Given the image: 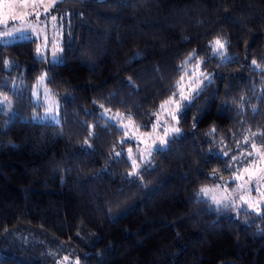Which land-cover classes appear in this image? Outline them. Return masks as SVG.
Instances as JSON below:
<instances>
[{"label": "trees", "instance_id": "obj_1", "mask_svg": "<svg viewBox=\"0 0 264 264\" xmlns=\"http://www.w3.org/2000/svg\"><path fill=\"white\" fill-rule=\"evenodd\" d=\"M53 9L58 63L32 38L0 41V264H264V202L233 179L264 150V0ZM44 73L58 121L34 117ZM127 119L180 132L134 165ZM213 184L233 195L216 203Z\"/></svg>", "mask_w": 264, "mask_h": 264}, {"label": "rangeland", "instance_id": "obj_2", "mask_svg": "<svg viewBox=\"0 0 264 264\" xmlns=\"http://www.w3.org/2000/svg\"><path fill=\"white\" fill-rule=\"evenodd\" d=\"M57 1L58 0H27V6L25 7L21 0H4V3L0 4V41H13L11 37L3 36L6 30L15 32L16 29H23L29 38L34 39L35 53L37 47H40L46 61L53 62V52H56L57 56L60 58L62 30L57 13L53 9ZM45 43H47V48L44 47ZM39 77L36 80L32 97L33 99L41 100L42 105L39 110L36 111L34 117L58 121V105L56 99L52 96V98H50V95L44 93L43 88L40 90V86V93H38L37 83H40ZM188 80L191 81H188L187 86L193 87L195 82L192 79ZM44 89L49 93L46 86H44ZM171 107L172 106L169 104V108ZM166 115L169 117L168 114ZM165 129L168 128L162 127V129L153 131L154 133L151 131H138L127 119L125 122V137H129L132 141L131 144L134 146L132 147L129 145L130 147L126 153L128 157H135L136 165L144 161L151 149L162 145L159 141L161 138H165ZM245 169H248V171H245ZM245 169L240 171L237 175L241 177V181L239 182L240 186L234 188L236 189L234 194L241 195L244 186L249 188V177L252 176L253 179L251 184L256 186L254 190L255 199L253 194L248 192L241 196H243L246 202L251 200V206L255 207L257 203L264 202V179H261V177H264L263 149L258 156V162L256 160L255 164ZM205 194L212 200H220L224 197L232 196L233 192H230L225 186L213 184L210 186V190L206 191ZM53 264H79V262L76 256L62 254L54 260Z\"/></svg>", "mask_w": 264, "mask_h": 264}, {"label": "snow or ice", "instance_id": "obj_3", "mask_svg": "<svg viewBox=\"0 0 264 264\" xmlns=\"http://www.w3.org/2000/svg\"><path fill=\"white\" fill-rule=\"evenodd\" d=\"M21 2L24 4L25 7L27 6V0H21ZM3 3H4V0H0V4H3ZM53 19H55V18H53ZM3 36L11 37L13 40H20V39L29 38L25 34V32H24L23 29H16L15 32L6 30L3 33ZM44 47L47 48V43H45V46ZM224 47H225V43L222 42L219 38L214 41V48H215L216 51H220V50L224 49ZM36 55H37V58L38 59L43 60V58H44L43 57V52H42V49L40 47H37V49H36ZM52 56H53V62L58 63L60 58L57 56L56 52H53L52 53ZM252 63L253 64H256V61L254 60ZM5 64L8 65L9 62L8 61H5ZM46 75H47L46 73L42 74L39 77V80L40 81L45 80ZM181 99L182 100H188L189 97L188 96H182ZM173 103L176 104V109H175L174 112H169V115L172 117L173 120H176L177 123H178L179 121L177 120V116H176L175 113L179 111V108H180L179 101H174V100H172L170 98L169 100L165 101L161 105V108L164 109L165 108V105H169V104H173ZM158 126H159V121H157V124L154 125L153 127L155 129ZM179 132H180V129L178 127L173 126L170 129H165L164 137H167L170 133H179ZM159 142H160V144H165L167 141H166L165 138H161ZM262 143H264V141H262ZM253 147H255V145H253ZM257 151H259V150H257ZM225 155H226V153H225ZM249 155H251V153H249ZM133 164L135 165V161H133ZM245 171H248V169H245ZM233 179H241V177L240 176H235ZM252 179H253V177L250 176L249 177V182H250L249 191H254L255 190V187H256L254 184H251ZM261 179H264V177H261ZM206 191H207V189H204V188L201 189V192H206ZM215 202L216 203H220L219 200H216Z\"/></svg>", "mask_w": 264, "mask_h": 264}]
</instances>
